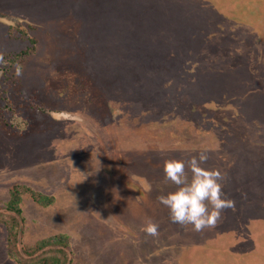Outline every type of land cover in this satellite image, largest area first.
Here are the masks:
<instances>
[{
  "label": "rangeland",
  "instance_id": "374dc122",
  "mask_svg": "<svg viewBox=\"0 0 264 264\" xmlns=\"http://www.w3.org/2000/svg\"><path fill=\"white\" fill-rule=\"evenodd\" d=\"M0 54V264L15 185L53 202L22 196L14 254L66 235L73 264H264V0H0ZM202 151L235 205L196 232L157 197Z\"/></svg>",
  "mask_w": 264,
  "mask_h": 264
},
{
  "label": "clouds",
  "instance_id": "9594fccd",
  "mask_svg": "<svg viewBox=\"0 0 264 264\" xmlns=\"http://www.w3.org/2000/svg\"><path fill=\"white\" fill-rule=\"evenodd\" d=\"M0 54V63H3ZM15 75H22L17 65ZM64 115H69L65 113ZM209 157L205 151L184 160L168 159L163 163L166 181L176 186V190L157 197L158 203L169 211L170 222L181 226L191 225L196 232L215 227L222 212L232 209L235 202L225 198L222 183L225 175L216 169H206ZM190 173V176H189ZM99 216L98 213H95ZM149 236L158 235V225L149 220L144 228Z\"/></svg>",
  "mask_w": 264,
  "mask_h": 264
},
{
  "label": "trees",
  "instance_id": "16d2710c",
  "mask_svg": "<svg viewBox=\"0 0 264 264\" xmlns=\"http://www.w3.org/2000/svg\"><path fill=\"white\" fill-rule=\"evenodd\" d=\"M24 54L27 55V53ZM24 194H28L40 206H47L53 202L52 197L36 193L25 185H15L10 188L9 198L5 203V211L10 213L6 228L11 256L19 264H73L71 258L68 257L70 241L66 235H54L40 239L32 245H25V247L20 248L15 254L14 250L11 251V248L17 251L15 245L17 241L19 243L23 234L20 203ZM23 256H29L28 261L23 259Z\"/></svg>",
  "mask_w": 264,
  "mask_h": 264
}]
</instances>
